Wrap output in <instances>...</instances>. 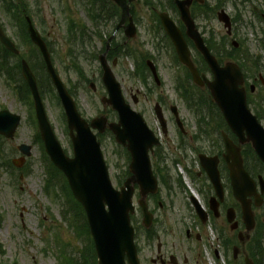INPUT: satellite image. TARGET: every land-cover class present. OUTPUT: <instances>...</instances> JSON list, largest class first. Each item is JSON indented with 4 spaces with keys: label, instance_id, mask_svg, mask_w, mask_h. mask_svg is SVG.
I'll list each match as a JSON object with an SVG mask.
<instances>
[{
    "label": "rangeland",
    "instance_id": "obj_1",
    "mask_svg": "<svg viewBox=\"0 0 264 264\" xmlns=\"http://www.w3.org/2000/svg\"><path fill=\"white\" fill-rule=\"evenodd\" d=\"M14 1L16 4L20 0H0V21L5 25L8 35L18 43V29L16 28L13 19L10 18L5 11V3ZM31 14L34 17L35 23L39 29H45V35L49 39L55 53V64L60 74L65 80L69 88H72L75 93L79 109L88 118H93L97 115L108 114L112 116L111 107H106L102 104L101 98L106 95V89L101 80V66L98 60H92L90 53L95 49L98 53L103 46L99 40L89 46L87 45L85 54L79 61L80 67L84 69L85 74L96 83V91H93L89 83L83 84L77 74L73 63L71 62V48L66 42L67 31L66 19L69 16L77 20H83L89 27L90 21L86 18L85 11L75 5V0H28ZM144 0L134 2L133 7L137 12V20L141 22L140 34L130 41L131 49L134 51H148L152 46V37L148 35L146 25L150 21V13L143 3ZM151 1V0H150ZM220 3L232 17L241 15L242 23L234 25L233 33L236 34V39L244 40V49L254 57H260V65L262 67L261 75L264 77V39L262 27L263 23L259 21L254 11V7H258L264 11V0H251L243 4V0H209L211 11L205 16L204 20L197 21L200 29L204 31L208 38L221 37L226 34V28L217 19V5ZM255 7V9H257ZM173 14V13H172ZM261 14V12H260ZM100 28V32L104 36H108L113 32V27L106 25ZM92 34V31L89 30ZM102 35V36H103ZM119 35V34H118ZM94 39V35L92 34ZM121 41H124L120 38ZM155 41V40H154ZM142 43H144L142 45ZM88 44V43H87ZM142 45V46H141ZM22 49L28 52L29 47L23 45ZM161 58V57H160ZM159 58V67L161 76L165 82L164 86L157 87L150 83L153 90L150 97L144 95L145 87L140 80L133 76L135 70L134 60L131 57L123 56L116 67L113 69L118 80L121 82L125 97L131 100L130 90H141V104L136 108L138 111L145 110L144 114L147 122L155 123L154 104L157 95H163L170 103L178 105L181 117L189 125V129L195 132L196 117L190 111L183 100L177 95L173 85V71L170 69L169 60ZM252 62H250L251 64ZM73 67V68H72ZM253 82L252 79H250ZM261 92L256 90L255 99L260 101L259 95ZM190 96H188L189 100ZM49 118L54 125L57 136L60 138L64 148L69 154H72V145L69 140V130L66 119L64 118V110L53 92H48L44 100ZM133 107V106H132ZM10 109L13 112L20 113L23 116L22 124L14 139L8 140L3 138L0 144V243L4 246V251H0V262L11 264L15 260L20 264H58L60 253L64 255L63 260L69 262L68 257H73L77 249L82 247L83 242L79 241V237L74 233L69 221L73 225H83L85 216L79 212L70 203H65V197L61 191L57 190L58 196L54 192L50 196L44 191L45 179L47 177L45 166L42 159V151L39 144L36 143L37 129L32 120L28 118V108L21 103L15 93L13 85L8 84L3 77L0 76V109ZM109 108V109H108ZM255 112L254 105H251ZM211 120L221 121L217 113L214 114ZM116 117V116H114ZM112 117V118H114ZM264 124V119H262ZM204 124V122H202ZM199 137H210L213 131L202 126ZM103 152L110 168V174L114 185L119 188L116 177L125 167L123 148L118 145L115 139L109 135L103 137ZM21 143L31 144L33 146V154L27 160L25 170H10L4 164L14 158H18L21 154L17 150V146ZM173 145V144H172ZM3 151V152H2ZM168 160L164 162L169 168H172L173 174L178 173L176 165L172 167V158L180 157V151L168 149ZM183 153V152H182ZM193 156L192 153L189 152ZM182 155V154H181ZM196 153H194V156ZM153 164H158L157 160ZM7 165V164H6ZM176 167V169H175ZM179 169V167H178ZM53 172V180L58 185H65L61 174L54 172L49 166V173ZM174 191L175 182L172 181ZM165 187H162V196L165 199L166 208L162 212L164 215L171 213L179 214L180 212H188L190 210L188 200L185 196L175 193L173 202L168 201L171 197H166ZM138 192L134 197V202L137 204ZM68 214V218H63V214ZM263 210H256L257 214H262ZM139 213V212H138ZM137 213L140 221L141 217ZM71 227V228H70ZM87 240V239H86ZM141 244L144 245L143 241ZM78 253V252H77ZM79 255V254H78ZM62 258V255H61ZM255 259L261 264L259 257Z\"/></svg>",
    "mask_w": 264,
    "mask_h": 264
},
{
    "label": "water",
    "instance_id": "obj_2",
    "mask_svg": "<svg viewBox=\"0 0 264 264\" xmlns=\"http://www.w3.org/2000/svg\"><path fill=\"white\" fill-rule=\"evenodd\" d=\"M192 1L177 2L182 10V19L188 26V34L194 39L198 49L203 53L214 73L213 81H209L206 77L202 79L199 76L190 60V52L184 39L172 19L166 14L162 16L164 26L177 46L181 61L190 68L195 82L201 86H204L205 83L207 84L214 101L222 110L231 129L238 135L240 143L242 145L251 143L260 159L264 162V127L247 106L242 72L235 63L230 62L224 67L220 66L216 58L210 54L190 16L189 5ZM128 15L129 8L126 3L124 17L126 16L127 19ZM219 18L226 23L227 27H231L230 18L225 12H221ZM28 24L31 36L43 53L47 69L65 106L70 127L78 130V136L74 137V159L65 156L59 142L56 140L44 110L36 79L25 61L23 62V73L29 81L34 95L46 150L54 163L66 173L75 196L86 208L96 241L99 257L98 264H126V255L129 257L130 264H138L133 240L134 232L130 225V212H134L132 203L134 187L130 183L139 182L141 191L144 193L156 192L157 190V183L148 159V149L152 146L153 135L148 130L142 116L132 111L125 103L121 95L120 86L115 82L112 72L106 67L104 80L110 90V102L119 111L121 125L124 126L123 129H117L118 139L122 142L125 140L129 141V148L133 154L131 168L134 172V177L128 182L127 190L124 187L120 191L116 190L109 179L100 145L91 134L86 121L81 118L74 100L69 95L61 77L55 71L46 44L33 28L30 20ZM128 28L129 30L134 29V24L131 20ZM0 40L8 49L17 52L14 43L5 35L1 26ZM20 119V116L11 114L9 111L0 112V133L5 134L7 137H13L20 124ZM226 145L227 158L233 160L231 175L233 177L235 195L242 202L245 221L253 226L254 213L252 212L248 196L254 194V186L248 173L244 170L240 148L227 137ZM20 149L30 154V147L21 146ZM260 181L262 192H264V180L261 179ZM260 203L261 200L259 201ZM106 205L108 206V211L106 210ZM147 219L150 221V216Z\"/></svg>",
    "mask_w": 264,
    "mask_h": 264
},
{
    "label": "flooded vegetation",
    "instance_id": "obj_3",
    "mask_svg": "<svg viewBox=\"0 0 264 264\" xmlns=\"http://www.w3.org/2000/svg\"><path fill=\"white\" fill-rule=\"evenodd\" d=\"M92 1L93 7L98 11L104 2H107V8L109 7L115 10L116 5L112 0H110V6L108 3L109 0ZM205 7L206 6H199L197 3L192 5V14L195 11H197L198 14L196 19L205 17L209 14V11L205 9ZM171 11L178 27L185 35L186 28L181 21L178 8ZM109 16L111 15L109 14L107 17L109 18ZM262 19L264 20V14L262 15ZM113 22L114 19L111 24H113ZM120 22L121 17L117 24L119 25ZM107 24H109L108 19L103 21L102 25ZM136 24L138 28L141 27V22H136ZM146 29L148 35H151L153 38L152 46L149 49V51H151L149 52L150 58L147 59L146 64L148 65V61L152 60L156 64L158 71H160L159 58H165L170 62V69L173 71V79L179 78L180 74L184 76L185 72L184 70L180 71L181 66L175 58L177 55L175 46L166 34L161 22H154L153 19H151L148 21ZM121 30L124 34L125 30L123 28ZM115 39L116 36L111 40L108 50H104L106 59L109 64L113 66L117 65L119 60L117 53L121 50V45L116 44L115 42L118 40ZM123 43L126 46L127 57V53L131 46L130 40L125 37ZM188 45L191 48L190 42H188ZM147 67L150 72L148 81L155 82L154 77H152L153 75H151L152 71L150 67ZM164 84V81L160 79V82L157 83L156 86L162 87ZM138 93H140V90L137 94L131 90V99L135 106H137L140 101ZM145 93L149 94V90ZM156 103L161 104L167 121L166 128H163L161 125L158 128L160 130L158 151H163L166 155L168 150L167 145H169L170 149H173L174 152L183 151L182 156L176 157L175 161H177V163L172 166L174 168L175 165L176 167L177 165H181V172L175 167L178 173L173 174L172 168L167 166V168L163 169V165H161L160 169L157 168V177L160 184L163 183L164 185L169 183L171 186L165 191L166 197L174 198L175 193L187 196L190 210H188V212H180L179 214L171 213L170 215H164L162 212L158 213V211L154 209V227L150 229H141V239L144 245L143 247L140 246V254L142 253L144 257L143 264H245L246 258L250 257H259L263 262L264 254H262L261 250L257 249V235L259 236V233L256 227L254 230L248 231L243 221L241 206L239 211V203L235 200L233 195L230 170L224 159L226 152L224 140L222 139V141L216 142L213 138L203 136V140L198 139L196 141L187 123L186 126L184 125L185 130H183V132L180 130L177 119L171 111L172 105L170 106L164 97L157 95ZM142 111L144 114L146 113L145 110ZM150 126L152 127V124H150ZM199 128L198 124H196L195 129L197 130ZM169 132L174 133L173 138H170ZM215 136H218V133H215ZM171 142H173L174 146ZM155 150L156 149H154L152 156L156 155ZM189 152L192 153L193 156L190 155ZM194 153H196L195 156ZM201 154L210 158L206 166L200 161ZM246 167L252 178L256 180L259 174H255L254 165H247ZM209 171H211L212 174H210ZM216 175L218 176L217 181L219 178L225 193L223 198L218 196L217 189L212 180V176L216 179ZM172 181L175 182L176 191H174L172 187ZM124 182H126V167ZM191 193L197 196L203 210H197L194 207L190 198ZM154 198L150 199L151 205L155 203ZM158 204L161 208L165 206L163 201L160 200H158ZM230 208H234L235 210L233 222L229 221L227 215V211ZM261 209L263 210L262 214L256 213L255 226H259L261 221L264 228V205ZM261 235L264 236V231Z\"/></svg>",
    "mask_w": 264,
    "mask_h": 264
},
{
    "label": "trees",
    "instance_id": "obj_4",
    "mask_svg": "<svg viewBox=\"0 0 264 264\" xmlns=\"http://www.w3.org/2000/svg\"><path fill=\"white\" fill-rule=\"evenodd\" d=\"M105 7H106V10H109L107 8L106 2H104V4L100 7L99 11L102 12V9H104ZM93 10H94L93 1H91L89 11L92 12ZM22 26L25 27V23H23ZM220 45L226 46L227 43L223 42V43L217 44L218 47H220ZM227 53H228V56H230L231 58L232 57L234 58L237 55L239 56V54H240L239 50L232 49V48H230L229 51H227ZM245 61L247 62L248 60H245ZM0 64L2 66H6L11 71L12 70L13 71L16 70L17 74L19 75V73H20V64H19V62L15 63L13 55L9 51H7L1 44H0ZM192 93H194L193 90L190 91V94H192ZM202 98L203 97H199V100L197 101L199 103V105L202 102ZM209 108L211 109V111H214L211 106H209ZM209 108H207V109L209 110ZM258 114H259L260 117L263 116V114L260 111L258 112ZM245 156L248 159L250 157L254 158L255 162L258 164L257 167L258 168L262 167V165L259 163L256 155L254 154V151L251 149L250 146H248L245 149ZM54 172H56V171H54ZM52 177H53V173H52ZM86 231L88 232V229H86ZM72 258H73L72 264H95L96 257H95V252H94L93 245L91 244V246H88V247H86V249H83L82 252L80 253V256L75 257V258L72 257Z\"/></svg>",
    "mask_w": 264,
    "mask_h": 264
}]
</instances>
